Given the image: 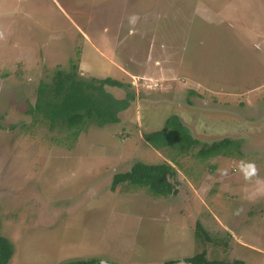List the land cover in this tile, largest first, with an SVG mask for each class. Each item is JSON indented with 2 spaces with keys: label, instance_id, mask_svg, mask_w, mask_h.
I'll list each match as a JSON object with an SVG mask.
<instances>
[{
  "label": "rangeland",
  "instance_id": "obj_1",
  "mask_svg": "<svg viewBox=\"0 0 264 264\" xmlns=\"http://www.w3.org/2000/svg\"><path fill=\"white\" fill-rule=\"evenodd\" d=\"M74 63L122 82L116 97L135 93L119 122L73 137L29 112L39 82ZM172 114L240 152L154 148L144 133ZM136 161L171 164L177 193L112 190ZM0 231L10 264H161L204 249L264 264V0H0Z\"/></svg>",
  "mask_w": 264,
  "mask_h": 264
},
{
  "label": "trees",
  "instance_id": "obj_2",
  "mask_svg": "<svg viewBox=\"0 0 264 264\" xmlns=\"http://www.w3.org/2000/svg\"><path fill=\"white\" fill-rule=\"evenodd\" d=\"M71 68L69 71L57 69L51 83L39 82L36 100L29 112L40 113L50 121L51 127L59 125L69 130L73 137L89 122L98 126L119 122L120 113L130 107L136 98L135 93L129 91L122 98L116 97L108 87L124 86L119 80L112 77L84 79L77 72L78 64H72ZM144 138L158 150L170 147L180 154L200 145L197 155L202 158L238 154L241 145L240 141L230 138L201 143L189 132L178 114L170 115L161 129L144 133ZM173 162H176L175 159ZM175 174L176 169L169 163L149 164L136 161L128 171L113 176L111 189L114 190L118 184L127 183L145 187L153 196H168L177 193L176 183L172 181ZM197 226L203 236L205 234L210 240L201 225ZM12 254V245L0 236V264H8ZM94 261L96 260L77 258L61 264H91ZM184 261L190 264H242L239 260L210 258L205 249ZM172 263L175 261L161 264Z\"/></svg>",
  "mask_w": 264,
  "mask_h": 264
},
{
  "label": "flooded vegetation",
  "instance_id": "obj_3",
  "mask_svg": "<svg viewBox=\"0 0 264 264\" xmlns=\"http://www.w3.org/2000/svg\"><path fill=\"white\" fill-rule=\"evenodd\" d=\"M1 212H2V210H1ZM0 236L1 237H3V238H5L6 239V241L7 242H9L10 244H11V242L6 238V237H4L2 234H1V231H0ZM12 245V244H11ZM12 249H13V245H12ZM12 256H13V254H12ZM12 256H11V258H12ZM11 258L9 259V262H8V264H10V260H11ZM85 259H91V258H85ZM96 261H94L93 263H91V264H110L108 261L106 262L105 261V263L103 262V260H98V259H95ZM243 264V263H242Z\"/></svg>",
  "mask_w": 264,
  "mask_h": 264
},
{
  "label": "crops",
  "instance_id": "obj_4",
  "mask_svg": "<svg viewBox=\"0 0 264 264\" xmlns=\"http://www.w3.org/2000/svg\"><path fill=\"white\" fill-rule=\"evenodd\" d=\"M222 228H224V227H222ZM235 241H236L237 243L241 244V245H242V244L245 245L241 238H239V239L236 238ZM252 249L255 250L256 248L252 247ZM256 250H257V249H256Z\"/></svg>",
  "mask_w": 264,
  "mask_h": 264
},
{
  "label": "water",
  "instance_id": "obj_5",
  "mask_svg": "<svg viewBox=\"0 0 264 264\" xmlns=\"http://www.w3.org/2000/svg\"><path fill=\"white\" fill-rule=\"evenodd\" d=\"M172 264H190V263H188V262H186L184 260H180V261L172 263Z\"/></svg>",
  "mask_w": 264,
  "mask_h": 264
}]
</instances>
